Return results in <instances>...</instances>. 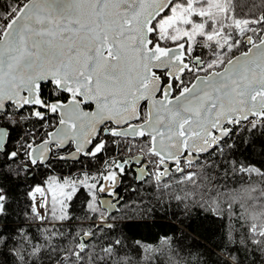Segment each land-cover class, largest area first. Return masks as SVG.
I'll return each mask as SVG.
<instances>
[{"label":"snow or ice","instance_id":"snow-or-ice-1","mask_svg":"<svg viewBox=\"0 0 264 264\" xmlns=\"http://www.w3.org/2000/svg\"><path fill=\"white\" fill-rule=\"evenodd\" d=\"M0 7V264H153L123 234L127 209L116 214L125 178L183 220L213 210L210 167L248 181L242 232L211 264H264V164L235 160L238 143L264 140V4L243 16L234 0ZM69 158L82 179L28 183Z\"/></svg>","mask_w":264,"mask_h":264},{"label":"trees","instance_id":"trees-1","mask_svg":"<svg viewBox=\"0 0 264 264\" xmlns=\"http://www.w3.org/2000/svg\"><path fill=\"white\" fill-rule=\"evenodd\" d=\"M3 2L4 0H0V5H3ZM234 3L237 6V13L243 16L254 4H264V0H234ZM0 10H3L2 7ZM246 138L245 134V137L241 139ZM235 160L255 166L264 164V140L256 139L250 145L238 143ZM215 163L218 164L219 161ZM226 172H228L227 167H210L206 174L205 183L213 197L211 201L213 210L195 209L188 219L183 220L175 205L166 213L165 209L157 204L161 193L153 190L149 184L135 182L134 185H130L133 187L132 189L126 188L124 206L116 212L119 215L124 208L127 209L126 220L128 222L122 226L123 234L133 245L139 241L142 247L154 250L145 252V257L151 256L153 264H185V261L189 259V253L198 252L206 253V259L211 264L216 253L228 246V240L236 233L242 232L240 221L234 213L238 210L242 211L239 209V204L247 200L248 193L244 187L247 186L248 181L238 172L235 175L231 173L225 175ZM65 173L68 176L73 175ZM49 175H57V171L41 170L36 173V179L28 183L30 185L42 183L40 178H46ZM209 179L213 183H208ZM217 189L219 194H217ZM85 191L87 189L78 193L79 198L72 205L73 212L77 216L81 215L79 209L84 202ZM252 195H257V193L253 192ZM21 199L23 200L22 194ZM229 202L233 204L231 209L228 208ZM149 209L153 210L149 211ZM248 211L252 209L248 207ZM256 211H261V209H256ZM174 212L176 215H173ZM141 220L147 222H140ZM85 230H87V225H85ZM165 238H169L167 242ZM133 255L135 257V254Z\"/></svg>","mask_w":264,"mask_h":264},{"label":"flooded vegetation","instance_id":"flooded-vegetation-1","mask_svg":"<svg viewBox=\"0 0 264 264\" xmlns=\"http://www.w3.org/2000/svg\"><path fill=\"white\" fill-rule=\"evenodd\" d=\"M62 154L67 155V153H62ZM135 155H141V153L136 152ZM78 159L79 157H77V160ZM90 170L92 172L96 171L95 167H92ZM53 171H57V175L64 176V174H67L65 172H68V174L69 173L72 174L75 173L76 171H82V169L79 163H74V161L71 158H69L67 162L53 161ZM132 175H135V173H133ZM135 182L137 181L134 179L125 178L126 187L121 189V195L123 196L124 199H125L126 188L129 187L130 189H132L133 186L130 185H134ZM99 198L101 199L106 198L105 194L100 193Z\"/></svg>","mask_w":264,"mask_h":264},{"label":"rangeland","instance_id":"rangeland-1","mask_svg":"<svg viewBox=\"0 0 264 264\" xmlns=\"http://www.w3.org/2000/svg\"><path fill=\"white\" fill-rule=\"evenodd\" d=\"M80 173H81V171H76L75 173H72L73 175H70V176L64 174V176H61V178L59 177L60 175H49V176H47L46 178H45V177H44V178H40V180H41L42 183H43V182L46 181L49 177H56V178L59 179V182L62 183V182H63V179H64V178H67V176H68V177H71V178H77V177H79V178L82 179L83 177L80 176ZM88 182H90V181H88ZM48 195H49V199H50L51 194L49 193Z\"/></svg>","mask_w":264,"mask_h":264},{"label":"water","instance_id":"water-1","mask_svg":"<svg viewBox=\"0 0 264 264\" xmlns=\"http://www.w3.org/2000/svg\"><path fill=\"white\" fill-rule=\"evenodd\" d=\"M104 199V198H103Z\"/></svg>","mask_w":264,"mask_h":264}]
</instances>
